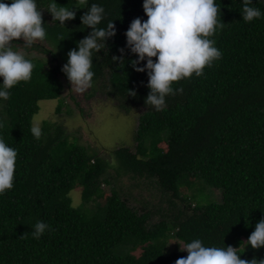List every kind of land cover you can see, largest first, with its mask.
Returning <instances> with one entry per match:
<instances>
[{"label": "trees", "instance_id": "trees-1", "mask_svg": "<svg viewBox=\"0 0 264 264\" xmlns=\"http://www.w3.org/2000/svg\"><path fill=\"white\" fill-rule=\"evenodd\" d=\"M36 2L46 39L31 47L21 39L12 43L15 50L48 58L26 57L34 64L31 79L0 100V135L17 150L13 187L0 195V264H174L188 253H162L167 242L185 245L197 238L205 246H232L245 260H264V247L246 244L264 218V15L245 22L241 0H216L224 27L211 38L221 57L202 75L173 82L174 90L183 91L166 96L157 111L145 104L148 76L133 69L136 56L126 47L131 22L147 20L143 0H56L57 8L76 13L64 25L47 11L52 0ZM92 3L105 9L98 27L112 21L116 34L93 54L91 89L125 114L143 110L134 152L112 151L116 167L80 146L62 124L44 122L38 139L30 130L40 101L57 100V114L67 107L60 94L69 80L61 69L69 50L91 32L80 17ZM252 3L264 14V0ZM110 169L116 177L154 184L169 208L137 210L112 186L101 204ZM191 184V191L201 184L218 191L219 201L198 206L191 195H181ZM77 188L76 207L70 193ZM156 215L160 220L152 223ZM37 221L50 226L38 239L33 237Z\"/></svg>", "mask_w": 264, "mask_h": 264}, {"label": "clouds", "instance_id": "clouds-1", "mask_svg": "<svg viewBox=\"0 0 264 264\" xmlns=\"http://www.w3.org/2000/svg\"><path fill=\"white\" fill-rule=\"evenodd\" d=\"M242 20L251 22L262 15L259 8L252 6V0H241ZM52 0L48 12L53 20L64 25L66 20L75 18L72 8L56 7ZM143 10L147 20L135 18L127 31L126 47L135 54L131 61L137 72H146L147 87L150 89L145 104L161 110L166 103V96L182 92L173 89V82L189 78L195 73L200 76L205 66L211 67L214 60L221 57V51L212 39L224 27L218 19L220 8L216 0H143ZM105 17L103 6L92 3L80 17L81 23L91 28V32L77 42V48L67 53V63L61 71L67 76L71 88L77 93L91 87L95 75L92 70L93 54L100 52L106 41L115 36L116 29L112 21L106 27H98ZM42 20L41 9L36 0H0V100H8L12 89L19 82L31 79L34 64L30 59L13 47L14 39L22 38L25 46L31 47L42 42L47 32ZM63 40V39H61ZM60 40V41H61ZM123 55L124 49H121ZM155 57V61L152 59ZM122 56H113V60ZM146 61L143 66H138ZM129 95L135 92L129 91ZM4 121L0 120V128ZM35 138L41 136L39 122L31 127ZM17 150L8 146L0 135V195L13 187ZM49 225L37 221L33 225V237L39 238ZM253 249L264 247V218L260 219L246 242ZM183 250L187 256L178 258L174 264H264V260L242 259L232 246H205L199 238L185 243Z\"/></svg>", "mask_w": 264, "mask_h": 264}, {"label": "rangeland", "instance_id": "rangeland-1", "mask_svg": "<svg viewBox=\"0 0 264 264\" xmlns=\"http://www.w3.org/2000/svg\"><path fill=\"white\" fill-rule=\"evenodd\" d=\"M23 40L22 38H18ZM21 51L26 57L39 59H47L36 52ZM64 82V81H63ZM60 99L67 106L62 110L61 114L55 112L58 104L57 100L40 101L39 111L34 116L32 124L39 122L41 127L44 122L62 124L64 130L70 138L76 137L80 146H84L90 151H96L99 155L109 162L115 164L113 150L117 148H130L134 152V134L137 130L138 117L143 111L142 109L132 111L125 114L118 110L116 103L103 96L100 92H93L89 87L83 93H77L71 88V84L64 82L63 90L60 94ZM69 113H67V109ZM112 178L109 185H102L104 190L103 197L99 202L105 201L109 196V187L112 186L116 191L122 192L128 198V204L137 210L155 211L159 207L165 210L168 205L166 201H162L161 194L158 188L144 179L132 180L127 176L116 177L113 170L109 171ZM194 186L181 189V195L185 198L190 195L194 203L198 206L207 205L219 201L220 193L209 189L204 185L191 189ZM73 201V206H79L81 202L80 189L77 188L70 193ZM164 211V210H163ZM169 213V212H168ZM160 220L159 215L152 217V223ZM184 245L175 239L167 242V245L162 250V253L184 252ZM140 250L135 252L138 255Z\"/></svg>", "mask_w": 264, "mask_h": 264}]
</instances>
